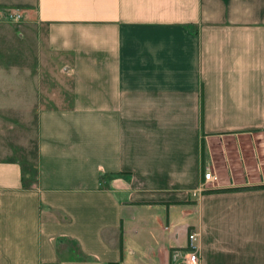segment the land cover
I'll return each mask as SVG.
<instances>
[{"label": "crops", "instance_id": "crops-1", "mask_svg": "<svg viewBox=\"0 0 264 264\" xmlns=\"http://www.w3.org/2000/svg\"><path fill=\"white\" fill-rule=\"evenodd\" d=\"M11 9L43 55L0 21V112L36 133L33 160L0 145V264H175L190 229L202 264H264V187L223 189L264 183V0Z\"/></svg>", "mask_w": 264, "mask_h": 264}, {"label": "rangeland", "instance_id": "rangeland-1", "mask_svg": "<svg viewBox=\"0 0 264 264\" xmlns=\"http://www.w3.org/2000/svg\"><path fill=\"white\" fill-rule=\"evenodd\" d=\"M0 21L2 22V25H4L7 29L6 40L8 42V45L6 48L8 50V58L12 59L11 61H15L13 59L17 58L18 56L26 59V62H28V60H32L33 58H40L39 51L41 52V56L43 55V51H41V48L43 47H40L39 50L40 44L38 45L37 39L35 37H32V35H24L20 37L18 31L22 29L23 25V21L21 20V18L18 21H14L7 15L4 16V19L0 18ZM22 41L23 43H27L29 48L26 47L25 50L20 52L17 50V42ZM31 43L35 47H32L30 45ZM30 68L33 69L32 67ZM45 71L42 67L40 79L42 101L44 100L43 95H45V91H54L56 86V84L52 82L50 74ZM29 84L30 83H26V86ZM21 119L22 118L17 115V108L13 105L9 106L8 113L0 112V145L11 147L13 149L14 146H19L18 153L21 154L20 157L22 156V154H29V158H32L31 160H33L35 154L34 145L36 140V133L34 130H31V128L33 129L34 126L29 123L31 126L30 128L27 122H20Z\"/></svg>", "mask_w": 264, "mask_h": 264}, {"label": "built area", "instance_id": "built-area-1", "mask_svg": "<svg viewBox=\"0 0 264 264\" xmlns=\"http://www.w3.org/2000/svg\"><path fill=\"white\" fill-rule=\"evenodd\" d=\"M7 15L14 21H18L22 18L21 12L17 9L7 11L6 16ZM203 178L204 180L193 190V195L205 189L209 182L219 180L218 175L209 169L204 171ZM173 257L176 259L175 264H202L198 242V231L194 229L188 230L185 246L182 249H175L173 251Z\"/></svg>", "mask_w": 264, "mask_h": 264}, {"label": "trees", "instance_id": "trees-1", "mask_svg": "<svg viewBox=\"0 0 264 264\" xmlns=\"http://www.w3.org/2000/svg\"><path fill=\"white\" fill-rule=\"evenodd\" d=\"M201 146H202V150H203V138L201 140ZM245 187H264V183L262 184H255V185H251V186H235V187H226V188H223V189H238V188H245ZM206 189V188H205ZM203 189V190H205ZM206 190H213V189H206Z\"/></svg>", "mask_w": 264, "mask_h": 264}]
</instances>
